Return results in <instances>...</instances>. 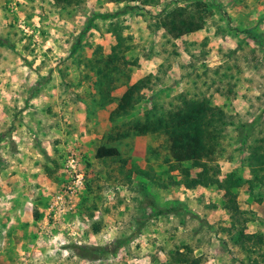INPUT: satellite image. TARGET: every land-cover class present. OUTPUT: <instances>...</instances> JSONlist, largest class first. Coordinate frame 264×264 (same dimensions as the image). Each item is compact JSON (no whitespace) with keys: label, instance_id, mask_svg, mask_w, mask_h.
<instances>
[{"label":"rangeland","instance_id":"1","mask_svg":"<svg viewBox=\"0 0 264 264\" xmlns=\"http://www.w3.org/2000/svg\"><path fill=\"white\" fill-rule=\"evenodd\" d=\"M195 1L210 11L204 28L169 37L163 14ZM117 11L80 36L90 17ZM116 35L124 58L104 82ZM140 79L134 106L111 116ZM179 94L224 110L217 160L177 163L166 135L131 130L176 111ZM254 143L264 144V0H0V264H264ZM101 145L119 155L97 157ZM203 165V184L187 187ZM91 246L107 251L77 254Z\"/></svg>","mask_w":264,"mask_h":264},{"label":"trees","instance_id":"2","mask_svg":"<svg viewBox=\"0 0 264 264\" xmlns=\"http://www.w3.org/2000/svg\"><path fill=\"white\" fill-rule=\"evenodd\" d=\"M56 4L70 3L78 0H53ZM114 3L137 2L141 6H154L159 4L161 0H109ZM118 13L113 14H98L93 15L88 20L87 25L82 30L80 36L84 35L91 27L92 21L96 17L108 18ZM210 17V11L203 1H195L185 5H176L167 10L161 18V26L166 34L171 38H178L185 34L193 33L204 28L207 19ZM116 42L111 48V52L104 59L105 69H99V74L104 82L109 80L108 70L120 71V59L123 57V49L125 37L116 35ZM127 47V46H126ZM145 80L140 79L123 91L117 99L116 106L111 111V116L120 115L128 112L137 102L139 90L144 87ZM104 84V83H103ZM103 84L99 85V94L102 97V104L105 105L111 101L109 91H104ZM179 94L178 97H182ZM224 110L212 103L206 98L187 99L182 97V106L176 111L170 112L164 116L155 118L146 117L144 120L135 121L131 125V130L135 134L143 135L147 133H162L166 135L168 141V154L171 159L177 163L192 162L194 164H202L217 160V154L220 150V139L222 127L225 125ZM264 144H256L249 147V157H247V166L251 171L264 170L263 154ZM119 152L115 147L101 145L96 151L97 157H114L118 156ZM199 173L197 178H190L187 187H193L197 184H203L204 181L199 179L202 173ZM259 167V168H257ZM241 181V179H239ZM219 183L218 181H214ZM239 182V181H238ZM237 183V182H236ZM206 183H204L205 185ZM228 188V187H227ZM228 208L232 206L233 213H241L237 205L234 203L226 205ZM155 208L157 214L174 212L175 207ZM227 208V209H228ZM248 221V220H247ZM248 238L251 234L246 235ZM80 252L78 255L83 258H98L101 254L107 251L105 246H91L87 248L78 247ZM190 264H199L195 259L191 260Z\"/></svg>","mask_w":264,"mask_h":264},{"label":"built area","instance_id":"3","mask_svg":"<svg viewBox=\"0 0 264 264\" xmlns=\"http://www.w3.org/2000/svg\"><path fill=\"white\" fill-rule=\"evenodd\" d=\"M73 161H74V157H70V162H73ZM75 176H76L77 183H81L82 178H83V174L81 172H79V173L75 172Z\"/></svg>","mask_w":264,"mask_h":264}]
</instances>
